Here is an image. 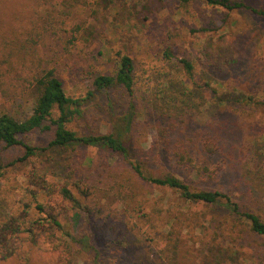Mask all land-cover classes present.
<instances>
[{
    "label": "rangeland",
    "instance_id": "1",
    "mask_svg": "<svg viewBox=\"0 0 264 264\" xmlns=\"http://www.w3.org/2000/svg\"><path fill=\"white\" fill-rule=\"evenodd\" d=\"M244 1L264 9V0ZM222 35L235 54L224 71L214 72L201 53L208 38ZM33 37L39 44L30 49ZM7 38L24 59L15 58L12 71L0 65L13 90L0 93V114L29 117L38 96L31 83L55 70L69 97L88 98L69 130L79 137L118 136L129 114L133 125L122 135L127 157L102 145L51 148L53 130L25 137L35 154L5 170L0 220L26 204L32 219L39 216L37 203L61 204V197L35 194L30 175L61 185L74 168L73 192L84 208L76 214L65 202L69 214L62 222L82 241L60 231V250L45 239L26 242L0 264H212L223 247L238 251L240 264H258L254 255L264 240L221 233L209 225L205 205H186L179 192L143 180L133 166L154 177L176 176L195 191H220L264 217V184L250 189L241 181L246 159L264 172V17L205 0H0V60ZM119 55L133 60L134 94L117 89L88 97L96 77L115 74ZM182 59L192 63L191 74ZM205 139L216 144L213 155L201 152ZM186 150L190 159L181 161L176 151ZM23 155L14 147L1 156L8 164Z\"/></svg>",
    "mask_w": 264,
    "mask_h": 264
},
{
    "label": "trees",
    "instance_id": "2",
    "mask_svg": "<svg viewBox=\"0 0 264 264\" xmlns=\"http://www.w3.org/2000/svg\"><path fill=\"white\" fill-rule=\"evenodd\" d=\"M182 4H189L193 0H179ZM209 5L223 8L227 11L247 10L256 16L264 17L263 8H255L248 5L244 0H205ZM207 32V30H204ZM13 40L7 38L4 43L6 52L2 55L0 65H8V70L12 71L15 58H19L22 53L15 52L13 48ZM39 43L33 37L30 41V49H34ZM11 47V49L9 48ZM18 54V55H17ZM234 47L225 35L219 36L217 40L208 38L201 53L202 59L211 71L222 72L233 61ZM118 68L113 75H100L93 81V90L89 92L88 97H94V94L107 92L108 90H125L129 95L134 94V64L131 57L119 55ZM20 59L18 61H20ZM188 74L192 73L193 65L186 59L180 61ZM26 81V80H25ZM33 90L37 93L35 106L32 114L27 118H16L12 115L0 114V180L4 176L8 167L14 166L18 162H24L28 158L34 156L35 148L26 140L29 134L33 132H49L54 131V138L50 142L49 147L70 149L78 144L82 145H102L109 148L115 153L127 157L129 156V146L122 140L123 131L129 132L133 125V114L125 117L123 128H118V136L113 133L98 136L79 137L76 132L69 130L67 125L74 121L75 118L81 116L83 102L86 99H74L69 97L65 92L62 82L56 75L55 70L44 72L40 77L34 79L31 83ZM13 90L6 86L3 74L0 72V93L2 95H10ZM14 147H21L24 155L18 157L8 164L2 160V150ZM216 144L208 139L202 141L201 152L213 155L215 153ZM177 157L184 161L190 159L189 151H176ZM245 160V157H244ZM242 170L241 181L251 188L262 187L264 184V172L262 166L258 171L252 170L254 160H245ZM254 167V166H253ZM135 172L145 181L160 187H168L180 193V199L186 205L203 204L209 209V225L216 227L221 233H227L233 236L238 233L240 238L257 237L264 240V217L262 213H254L243 211L241 207L232 201V199L220 192L210 190H193L184 180L173 175H162L154 177L144 173L140 165H134ZM209 171V168H205ZM68 172V171H67ZM64 174L65 181L63 184H52L44 176L35 172L30 175V184L35 187V194H45L46 196L61 197L54 203H37L36 209L39 216L35 219L31 218L29 205H25L23 210L18 213H11L0 220V262H6L18 255L19 251L26 242L37 245L41 239L48 242L55 248L60 250V231H65L62 219H68V208L64 204L68 202L72 204V210L79 214L84 206L74 192L76 184L73 179L76 177L77 170L73 168ZM74 186V187H73ZM78 188V187H77ZM79 189V188H78ZM249 189V190H250ZM81 190V189H79ZM85 193V192H84ZM83 193V194H84ZM86 195V193L84 194ZM260 201V200H259ZM221 204H224L222 207ZM262 212L264 204H262ZM222 209V213L220 212ZM66 236L72 241L81 243V239L77 241L75 235L71 231H65ZM244 239V238H242ZM256 239V238H255ZM231 241V239H225ZM57 244V245H56ZM258 264L264 262V249L255 255ZM241 256L238 251H233L229 247L218 248V253L212 264H240L238 262ZM126 264H156L142 260H130Z\"/></svg>",
    "mask_w": 264,
    "mask_h": 264
}]
</instances>
